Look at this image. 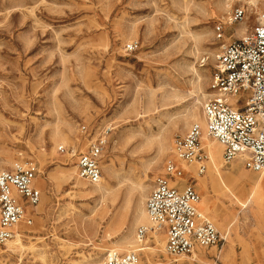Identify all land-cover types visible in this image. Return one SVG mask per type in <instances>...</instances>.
<instances>
[{
    "label": "rangeland",
    "instance_id": "374dc122",
    "mask_svg": "<svg viewBox=\"0 0 264 264\" xmlns=\"http://www.w3.org/2000/svg\"><path fill=\"white\" fill-rule=\"evenodd\" d=\"M247 1L0 0V172L31 162L41 190L27 208L31 223L16 228L24 246L0 245V264L101 262L121 237L138 239L141 210L168 160L182 168L181 184L195 187L223 247L191 262L192 255L167 253L156 231L128 251L138 252L140 264H264V171L236 158L224 163L222 145L210 138L203 144L221 158L203 174L173 150L215 97L220 45L257 21L255 0L243 22L224 25L216 38L215 26ZM100 136L102 189L87 194L81 187L93 185L76 184L72 152Z\"/></svg>",
    "mask_w": 264,
    "mask_h": 264
},
{
    "label": "built area",
    "instance_id": "2783aa9c",
    "mask_svg": "<svg viewBox=\"0 0 264 264\" xmlns=\"http://www.w3.org/2000/svg\"><path fill=\"white\" fill-rule=\"evenodd\" d=\"M258 1L255 25L220 45L212 73L215 97L203 105L205 133L222 145L224 163L245 156V166L255 172L264 169V0ZM248 9V1L235 7L227 21L215 26L216 38L224 37V25L243 22ZM128 49H133V43ZM202 135V126L194 122L184 136L174 141L176 158L194 165L198 174L205 173L210 162ZM105 144L104 136H100L86 150L72 152L77 176L88 184L95 185L102 178L100 159ZM59 149L67 151L64 146ZM36 177L37 169L31 162H16L11 169L0 172V245L13 236L18 223H31L32 211L27 208L36 206L41 198ZM181 178L185 174L178 162L168 160L164 174L154 179L145 204L150 230L163 231L165 250L170 255L188 256L198 249L218 247L220 252L223 235L199 211L200 196L195 187L188 180L181 184ZM147 231L144 226L138 227V238L143 239ZM97 264H140V259L137 251L113 250Z\"/></svg>",
    "mask_w": 264,
    "mask_h": 264
},
{
    "label": "bare ground",
    "instance_id": "6f19581e",
    "mask_svg": "<svg viewBox=\"0 0 264 264\" xmlns=\"http://www.w3.org/2000/svg\"><path fill=\"white\" fill-rule=\"evenodd\" d=\"M248 2H249V5H256L255 4V0H248ZM242 32V31H241ZM244 33V32H243ZM242 33V34H243ZM241 34V35H242ZM193 119L194 120H196L197 118H195V116L193 115ZM202 127H204V121L201 119V124H200ZM188 126V123H185V127H187ZM208 136L206 135V133L204 132L203 133V135H202V142H204L205 144H207L208 143ZM67 141H69L68 140V138H66V140H65V142H67ZM218 145H220L221 146V144H219V143H217ZM210 147V146H209ZM209 147H207V148H209ZM212 147V146H211ZM206 148V149H207ZM221 148H222V146H221ZM174 150V149H173ZM208 150V149H207ZM209 151V153H210V160L211 161H213V160H216V161H218L219 160V158H221V152H220V150H208ZM174 155H175V153H174ZM218 159H217V158ZM236 159H239L240 161H243L244 159H245V156H239V157H237ZM235 159V160H236ZM222 160V159H221ZM181 164H182V162H181ZM184 164V163H183ZM186 165V164H185ZM187 166H189V165H187ZM215 170H219V169H215ZM262 171H264V169H262L260 172H262ZM74 173H76L75 171H74ZM219 173V171L217 172V174ZM78 180V181H77ZM181 180H184V178H181ZM76 181H77V183L76 184H79V185H81V182H80V179H79V177H77V179H76ZM101 181V180H100ZM262 181H264V177H262ZM75 183V182H74ZM74 185V184H73ZM75 186H77V185H75ZM84 186V185H83ZM101 186H100V182L99 183H97V184H95V185H93V189L92 190H89V191H87V189L85 188V187H81V190H83L84 192L86 191V193L87 194H93L94 192H100L101 191ZM254 194H255V192L254 191H252V193H251V196H254ZM199 204H200V200H199V202H198V204H197V206H198V209H199ZM146 209L145 208H143L142 210H141V212H142V214H143V224H142V226H144V227H146L147 228V232H151V233H154V232H156V231H152V230H150V226H151V221H150V218H149V216H148V214H147V212L145 211ZM199 211L203 214V212L199 209ZM138 219V218H137ZM136 221H134L133 222V224L135 223ZM19 223L16 225V228H19ZM121 226H122V223L121 224H119V229H121ZM17 231V230H16ZM16 231H15V233H16ZM123 232V231H122ZM14 233V234H15ZM13 234V236H12V239H10V240H8V241H6L5 242V246L8 248V249H10V250H13V249H16V248H22L23 246H22V244L23 243H21V235H20V233L19 232H17L15 235ZM124 235V234H123ZM156 236V235H155ZM137 238H138V236H137ZM139 240H141L140 238H138ZM138 239H133V238H131V237H128V236H123V237H121L120 238V240H119V243H117L116 245H114V249H111V250H109L108 252H110V251H113V250H117V249H122V250H127L128 251V249L131 247H139V246H141L140 245V242H139V240ZM157 239V238H156ZM156 239H155V241H156ZM142 241V240H141ZM141 248V250H144V249H150L149 247H140ZM203 250L202 249H198V250H195L193 253H192V256H191V262L192 261H194V259H197V260H199V254H201V252H202ZM179 259H182V258H177L176 260H179ZM77 264V263H76Z\"/></svg>",
    "mask_w": 264,
    "mask_h": 264
}]
</instances>
